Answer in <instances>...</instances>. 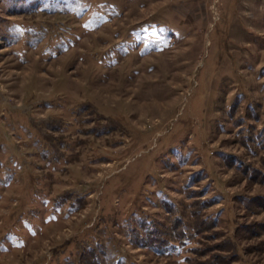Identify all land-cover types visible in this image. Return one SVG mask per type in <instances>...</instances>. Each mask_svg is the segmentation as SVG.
Returning <instances> with one entry per match:
<instances>
[{"label": "rangeland", "instance_id": "374dc122", "mask_svg": "<svg viewBox=\"0 0 264 264\" xmlns=\"http://www.w3.org/2000/svg\"><path fill=\"white\" fill-rule=\"evenodd\" d=\"M240 162L264 0H0V264H264Z\"/></svg>", "mask_w": 264, "mask_h": 264}, {"label": "trees", "instance_id": "16d2710c", "mask_svg": "<svg viewBox=\"0 0 264 264\" xmlns=\"http://www.w3.org/2000/svg\"><path fill=\"white\" fill-rule=\"evenodd\" d=\"M232 166H234V165L232 164ZM237 166H238L237 168L241 167V170H243L242 173L246 174V177L248 179H253V181H255L256 177L260 176V180H259L258 183L264 186V173H263L264 169L262 171H259L260 174L257 173L254 176L253 175V169H250L248 166L242 165L241 162ZM255 201H256L257 207L264 212V196H257L256 198L254 197L249 202H255ZM243 202H244L243 204H245L247 202V200L244 199ZM209 206L210 205H206V207H209ZM259 227L264 231V225H259ZM154 234H155V231L151 230L148 233V235H149L148 240H153L152 238L154 237L153 236ZM96 251L97 250L94 249V248H90V249H85L84 248L82 250V252L78 255V264H103V261L101 260L100 256L97 254ZM218 261H219V259L217 260V262ZM221 262H223V261H221ZM230 262H233V260L230 261ZM69 264H71V263H69Z\"/></svg>", "mask_w": 264, "mask_h": 264}]
</instances>
